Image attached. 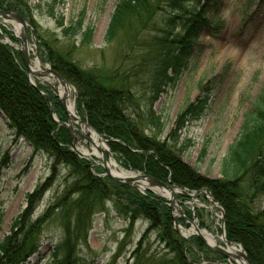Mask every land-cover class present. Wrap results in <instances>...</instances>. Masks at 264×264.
Segmentation results:
<instances>
[{"label": "trees", "instance_id": "16d2710c", "mask_svg": "<svg viewBox=\"0 0 264 264\" xmlns=\"http://www.w3.org/2000/svg\"><path fill=\"white\" fill-rule=\"evenodd\" d=\"M51 2V7L60 3L59 0ZM187 2L119 0L104 36L109 44L133 22L139 24L140 29H158L157 54L153 65H149L151 70L146 79L149 88L147 108L141 112L150 126L157 130L163 128V123L161 117L154 114L152 106L165 88L175 83L185 70L199 31L212 29V21L207 19V14L212 9L209 7L218 0H201V4L197 2V9L195 7L191 11L186 9ZM26 5V0H0V10L14 11L24 19ZM28 23L33 24V21ZM57 25L64 34L70 33L81 43L90 44L93 29L89 26L83 28L81 19L70 21L65 28L62 21ZM1 30L7 31L3 27ZM9 38L17 42L11 34ZM42 45L51 69L74 86L76 109L82 119L108 141L110 151L123 169L143 173L188 191L204 189L223 209L226 241L239 244L251 264H264V205L255 206V202L264 197V87L245 114L236 139L227 149L220 167L221 177L211 179L181 161L180 156L191 142L180 141V134L188 124L204 115L215 85H212L214 79L199 85V96L177 114L174 129L167 137L161 138L143 134L144 119L141 120L139 113L131 115L128 111L129 107L137 110V105L132 100L128 77L121 73L120 68L110 73L95 68L93 71L82 70L74 63L70 52L60 51L47 43ZM41 89L50 96L59 122H66L59 100L47 88ZM0 114L15 141H25L33 155L42 153L51 160L53 174L60 166L66 170L62 192L38 217L33 215L49 187L50 178L26 195L25 207L11 222L8 235L0 241V264H27L41 245L45 225L52 220L57 221L62 238L59 246L53 249L54 264H82L74 254L76 241H85L95 213L105 211L106 203L130 224L136 220L146 222L145 233L155 232L163 247V254L149 253L144 243L146 234H143L131 253L134 264H201L202 261H212L200 240L193 237L188 241L192 246H188L174 231L171 210L164 199L150 192L140 194L130 186L114 183L102 176L101 168H92L90 162L72 151L68 131L53 121L48 102L29 84L18 52L1 42ZM205 151L206 146H202L201 156ZM185 214L191 219L189 211ZM180 223L187 227L184 221ZM186 255H193L191 261Z\"/></svg>", "mask_w": 264, "mask_h": 264}, {"label": "rangeland", "instance_id": "374dc122", "mask_svg": "<svg viewBox=\"0 0 264 264\" xmlns=\"http://www.w3.org/2000/svg\"><path fill=\"white\" fill-rule=\"evenodd\" d=\"M59 1L51 7V0H26V17L20 16L33 31L32 35L28 34V41L35 45L41 63L50 67L42 45L47 43L60 51L70 52L74 63L82 70L93 71L95 68L110 73L120 68L121 73L128 77L132 100L137 105V110L129 107L128 111L131 115L139 113L141 120L144 119L143 134L167 137L174 129L177 114L199 96V85L214 79L212 85H215L204 115L188 124L180 134V141L191 142L180 159L200 175L211 179L220 178V167L227 149L236 139L245 114L264 87V0H218L209 7L212 9L207 19L212 21V29L203 28L199 31L185 70L175 83L165 88L152 106L154 114L162 119L163 128L158 130L150 126L141 114L147 108L149 88L146 79L151 70L149 65H153L157 54L158 29H140L139 24L133 22L130 28L119 32L108 44L104 36L119 0ZM199 1L201 4V0H188L186 9H197ZM80 19L83 28L89 26L93 29L90 44L85 41L81 43L79 38L70 33L64 34L57 25L58 21H62L65 28L70 21ZM28 21H33V24ZM0 26L8 31L5 33L0 27V41L9 40L13 46L19 45V41L12 42L9 38L10 33L13 35L10 26L1 21ZM29 58L33 59L32 54ZM47 89L53 90L51 87ZM70 100L73 101V91ZM74 108L81 122L86 123L76 109V99ZM74 128L75 135H79L78 126ZM78 145L89 147L84 138L78 139ZM202 146H206V151L201 156ZM112 157L119 165L117 157L114 154ZM90 158L95 167H100V160ZM65 174L66 170L62 166L53 174L51 160L46 155H33L25 141H15L6 120L0 114V241L8 235L11 222L25 207L26 195L50 178L49 187L33 215L34 218L38 217L62 192ZM175 198L180 214L194 210L193 221L199 228L221 236L217 218L219 213L214 209L209 210L207 206L210 205L205 199L201 196L194 200ZM258 204L264 205V197L255 202V206ZM104 209L103 212L95 213L85 241H76L74 254L82 264H134L131 253L143 234H146L144 243L149 253H165L155 232L145 233L146 222L136 220L130 224L124 217H119L109 203L105 204ZM189 228L183 227L186 230ZM61 239L57 221H50L44 227L37 253L29 258L27 264H54L53 249L59 246ZM219 245H222L220 240ZM188 246L192 245L188 242ZM186 257L191 261L193 255ZM207 257L217 261L216 264H227L214 253L209 252Z\"/></svg>", "mask_w": 264, "mask_h": 264}, {"label": "bare ground", "instance_id": "6f19581e", "mask_svg": "<svg viewBox=\"0 0 264 264\" xmlns=\"http://www.w3.org/2000/svg\"><path fill=\"white\" fill-rule=\"evenodd\" d=\"M0 21L5 23L6 25H9L12 33L18 39L24 37V28L18 22H16L13 17L5 19L0 15ZM26 51L29 55L32 54L33 56V59L30 60L29 67V78L31 82H38L44 87H51L54 89L56 95L61 98L65 103L66 113L71 121V126L73 127V129H75V126H78L81 136L83 138H86L85 140L89 147H84L80 145L77 146V151L82 156L86 158L94 156L98 159L105 156L107 161L104 166L110 176L119 178L122 181L130 179L139 191H144L147 188H151L156 194L162 195L168 199L175 197L178 190L169 191L157 188L153 186L149 181L141 179L140 176L135 172L124 171L117 164L112 155H106L107 148L101 138L96 133H94L85 123H81L79 121V117L77 116L75 108L70 100V94L72 92V89L68 86H63L52 75L46 73L47 66L41 63L40 58L37 54L36 47L35 45L31 44L30 41H28V44L26 45ZM73 117H75V120ZM207 208L212 211L214 209L212 206H207ZM179 212H176V209L174 211L176 215H178ZM217 218L219 219V216H217ZM180 233L183 237L186 238H189L194 235H199L200 237H202L203 241L208 246H211L213 248L219 246L222 247V245H219V240L220 242L223 241L222 238H220L219 236H215L214 234L207 232L203 229H196L194 225L187 230L180 229ZM222 249V251H224L227 255V264H247L242 258V251L240 250V248L234 245L226 244L222 247Z\"/></svg>", "mask_w": 264, "mask_h": 264}, {"label": "water", "instance_id": "95a60500", "mask_svg": "<svg viewBox=\"0 0 264 264\" xmlns=\"http://www.w3.org/2000/svg\"><path fill=\"white\" fill-rule=\"evenodd\" d=\"M0 15L5 18V19H8L9 17H13L14 20H16V22H18L23 28H24V31H25V35L24 37H22L21 39H18L14 34V37L17 38L20 42V47L18 46H12L8 41H2L3 44H6L8 45L9 47H13L16 51H18L19 53V57H20V60L22 61L23 63V66L26 70V73H27V76H28V79H29V82H30V85L32 87H35L39 93L42 95L43 99L46 100L49 105H50V111H51V114H52V117L54 119V122L58 125V126H63L69 133V136L71 138V144L73 146V148L75 149V153L77 155H79L80 157L86 159L84 156H82L78 151H77V148L76 146H78V139H83V137L81 136V134L79 135H75V130L73 129V127L71 126V121L66 113V109H65V103L64 101L59 98L56 93H54V89L52 90L55 97L59 100L60 102V106L62 108V111L64 113V115L66 116V119H67V122L63 123V122H59L58 120H56L54 118V109H53V103L51 101V98L45 94L43 91H41L40 89H38L35 84L33 82H31L30 78H29V67H30V58H29V54L28 52L26 51V45L28 44V34L32 35L33 34V31L32 29L28 26V24L26 23V21L24 19H22L16 12L14 11H3V10H0ZM47 66V70H46V73H49L50 75H52L56 80H58L63 86H68L69 88L72 89L73 91V101H72V104L73 106L75 105V99H76V92H75V89L72 85H70L66 80H64L58 73H56L55 71H53L48 65ZM74 120H75V117H73ZM79 121L81 122V120L79 119ZM83 123V122H81ZM94 133H96V131L90 127L87 123H85ZM97 134V133H96ZM98 135V134H97ZM99 136V135H98ZM101 138V140L103 141V143L106 145L107 144V140L103 139L101 136H99ZM86 139V138H84ZM107 147V146H106ZM106 155H111V153L108 151V148L106 150ZM101 160V165L100 167L104 170V176L108 177L109 179H111L114 183H117V184H120V185H126V186H130L132 187L133 189H135L137 192L143 194V192H150L152 194H154L155 196L159 197V198H162L164 200H166L168 202V206L171 210V217H172V220H173V228H174V231L176 233H178L181 238H183L186 242H187V238L186 237H183L180 233V229L181 226L179 224V219L187 222L190 226H195L196 229H199L197 223H195L194 221H190L188 220L184 214H180V215H176L174 213L175 209H176V212H179V207L177 206L176 204V198L173 197L171 199H168L162 195H159V194H156L151 188H147L145 189L144 191H139L135 186L134 184L131 182L130 179H127L125 181H122L120 180L119 178H116V177H112L110 176L108 173H107V170L105 169V163L107 161L106 157L103 156L102 158H100ZM140 176L141 179H144V180H147L149 181L153 186L157 187V188H160V189H164V190H169V191H173V190H178L177 192V196H180L182 198H185V199H188V200H194L196 197L198 196H202L209 204H211V206L214 207L215 210H217L219 213H220V216H219V219H220V232H221V238H222V243L223 245H226V244H230L228 243L226 240H225V233H224V212L222 210V208L212 199L210 198L206 192L204 191H198V192H193V193H189L187 190L185 189H182V188H179L178 186H175V185H172L170 183H164V182H161L155 178H152L150 176H147L145 174H138ZM175 195V196H176ZM196 238H198L205 246V248L210 251V252H213L219 256H221L222 258L224 259H227V255L224 251H222V247H211V246H208L202 239V237H200L199 235H196L195 236ZM231 245H234L238 248H240V250L242 251V258L244 259V261L247 263V264H251L245 254V252L243 251L242 247L239 245V244H231Z\"/></svg>", "mask_w": 264, "mask_h": 264}]
</instances>
